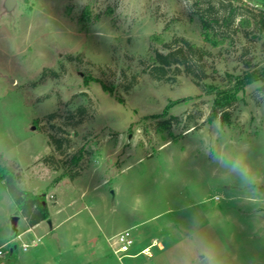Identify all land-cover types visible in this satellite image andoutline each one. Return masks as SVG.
<instances>
[{
    "label": "rangeland",
    "instance_id": "obj_1",
    "mask_svg": "<svg viewBox=\"0 0 264 264\" xmlns=\"http://www.w3.org/2000/svg\"><path fill=\"white\" fill-rule=\"evenodd\" d=\"M194 2L0 0V168L20 173L61 218L78 212L104 245L131 229L130 254L151 252L119 260L110 248L93 264H264V82L230 91L264 71L262 18L233 4L252 25L235 22L212 48ZM152 36L210 55L159 81L151 57L166 51ZM164 119L170 131L158 129ZM0 187L12 231L21 212Z\"/></svg>",
    "mask_w": 264,
    "mask_h": 264
},
{
    "label": "trees",
    "instance_id": "obj_2",
    "mask_svg": "<svg viewBox=\"0 0 264 264\" xmlns=\"http://www.w3.org/2000/svg\"><path fill=\"white\" fill-rule=\"evenodd\" d=\"M207 3L205 7H202L200 0H195L193 3V7L195 8V14L199 17L201 27H202V37L203 40L208 43L212 48H218L226 44L228 39L227 31L235 22H237V26L240 28L250 27L252 25V19L249 16L245 15H236V10L233 4L241 3L243 6L247 8V10H256L259 12L261 16V22L264 26V9L257 8L255 6L250 5L245 0H217L216 3L211 2V0H205ZM227 3L228 6H224L223 4ZM260 5L259 3H257ZM223 5L228 8L229 11L223 14L222 16H218L216 12V6ZM264 7V5H262ZM238 17V19H237ZM237 20V21H236ZM151 42H155L156 44L162 46L166 53L154 50L152 60V67L150 70V75L159 81H163L167 79L168 70L172 66H183L188 74H191L190 69V60L196 58L198 61L203 60L205 57L210 55V52L204 48H201L195 44H191L186 39L180 37L176 38L173 43H167L165 39L161 36H152L150 38ZM72 59V57H69ZM46 73L43 74L42 78H44ZM53 76H58L55 72H52ZM168 81V80H167ZM257 81L264 82V71L258 72L253 71L251 73H247L235 86L233 90H230L232 94L243 89L249 84H252ZM231 104V99L227 97L222 101H217L214 111L213 117H217L219 112L224 111ZM86 111V108L81 106L77 109V112L80 115H83ZM227 113H222L221 116L224 118ZM160 117H157V119ZM156 125L159 130H168L170 131L172 120L164 119L161 121H157ZM51 140L53 137H50ZM58 142V141H56ZM60 148V146L58 147ZM80 154V153H79ZM51 158V157H50ZM79 158L78 156L74 157V161ZM75 174L71 175V178H75ZM22 176L20 173L16 172L15 169L12 168H0V183H3L5 189L10 196L13 203L21 212V216L25 218L29 226H35L42 221H46L49 219V208L46 202V198L44 194L36 195L30 191H27L21 186Z\"/></svg>",
    "mask_w": 264,
    "mask_h": 264
},
{
    "label": "crops",
    "instance_id": "obj_3",
    "mask_svg": "<svg viewBox=\"0 0 264 264\" xmlns=\"http://www.w3.org/2000/svg\"><path fill=\"white\" fill-rule=\"evenodd\" d=\"M3 185V183H0ZM1 191L3 187H0ZM3 198L11 204V198L5 187ZM13 202V201H12ZM50 217L35 226H29L25 218L19 217L17 229H8L9 225L2 219L0 210V247L13 243L5 252L0 264H93L109 255V237L105 245L87 231L78 212H69L61 218V211H53L48 205ZM21 227L19 229V224ZM40 239V243L30 250L17 252L22 243ZM19 246V247H18ZM108 246V247H107ZM107 247V248H106Z\"/></svg>",
    "mask_w": 264,
    "mask_h": 264
},
{
    "label": "built area",
    "instance_id": "obj_4",
    "mask_svg": "<svg viewBox=\"0 0 264 264\" xmlns=\"http://www.w3.org/2000/svg\"><path fill=\"white\" fill-rule=\"evenodd\" d=\"M110 248L112 249L113 254L119 259L122 260L126 257L135 258L138 255H144L151 257V252L149 248L143 249L139 254L132 255L130 254L132 249L135 246V237L131 229L123 230L117 235L108 239ZM40 243V239H34L28 243H22L21 249L26 252L31 248L37 246ZM13 247V243H7L4 246L0 247V259L5 256V252L9 251Z\"/></svg>",
    "mask_w": 264,
    "mask_h": 264
},
{
    "label": "water",
    "instance_id": "obj_5",
    "mask_svg": "<svg viewBox=\"0 0 264 264\" xmlns=\"http://www.w3.org/2000/svg\"><path fill=\"white\" fill-rule=\"evenodd\" d=\"M247 3L257 7V8H261V9H264L263 6H260L258 5L257 3H255L253 0H245ZM18 221H19V217H14L12 218V225H13V229L16 230L17 229V224H18Z\"/></svg>",
    "mask_w": 264,
    "mask_h": 264
}]
</instances>
